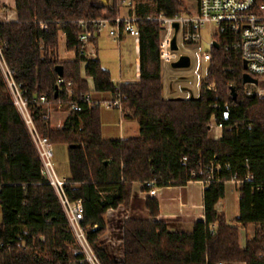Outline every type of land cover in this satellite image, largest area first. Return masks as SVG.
I'll use <instances>...</instances> for the list:
<instances>
[{
  "label": "trees",
  "instance_id": "16d2710c",
  "mask_svg": "<svg viewBox=\"0 0 264 264\" xmlns=\"http://www.w3.org/2000/svg\"><path fill=\"white\" fill-rule=\"evenodd\" d=\"M119 4L114 0L113 17L119 14ZM104 9L110 11L92 0H16V19L0 23V42L8 45L7 64L26 96L63 100L68 109L66 88L71 82L73 100L81 104L61 129L43 119L41 104L31 105V112L42 135L53 145L68 146L69 194L83 200V225L93 250L103 264H264V97L247 95L243 59L223 45L211 46L199 96L165 98L161 23L153 18L190 13L184 0H153L136 6L140 79L116 84L99 59L79 51L83 33L79 22L100 18ZM40 22L47 23L46 30ZM63 41L65 51L75 52L74 59L62 57ZM58 65L64 67L63 77L55 69ZM212 83L215 91L207 89ZM116 93L122 114L139 120V136L103 138L101 107L95 103ZM86 95L93 103L80 101ZM214 104L223 109L227 105L229 115L223 117ZM214 115L223 123L221 139L211 135ZM0 132V264H89L76 251V238L54 189L41 174L36 147L1 75ZM212 160L222 167L204 192L205 219L196 221L190 232L169 231L166 221L158 218L159 202L145 183L154 180L162 188L204 180ZM248 173L251 178L245 180ZM234 175L243 181L236 187L239 217L232 223L218 206ZM137 185L146 193L150 216L124 222V257L112 259L100 244L107 212L129 206ZM252 225L258 229L250 237L244 229Z\"/></svg>",
  "mask_w": 264,
  "mask_h": 264
},
{
  "label": "built area",
  "instance_id": "2783aa9c",
  "mask_svg": "<svg viewBox=\"0 0 264 264\" xmlns=\"http://www.w3.org/2000/svg\"><path fill=\"white\" fill-rule=\"evenodd\" d=\"M92 4L98 6L93 0ZM107 7H109L108 3L104 8ZM112 8L109 9L108 13H105L104 9L102 16L98 19L81 20L79 22L83 28V33L80 36L81 44L79 51L85 57L91 58L93 40L96 39L98 33L101 31H108L117 41L121 40L123 35L140 37V30L137 25L139 18L113 17ZM153 19L162 22L159 55L163 70L168 68L174 69L172 63L177 61L183 54L181 53L183 41L200 43L203 29L209 26L211 46H214V42H217L219 47L223 45L225 50L237 54L243 61H247L245 72L257 80L256 83L245 84L247 95L256 94L264 97V0H198V12L195 15L168 17L161 13L160 17ZM175 23L179 24V31L177 33L179 50H173L172 48V41L176 34ZM40 27L42 30H46L47 23L40 22ZM41 43L43 44V41ZM7 46V43L0 42V75L5 80L12 97V104L16 107L25 122L33 144L36 147L41 160V174L45 182L54 189L85 261L89 264H103L93 250L87 236V228L83 225L85 214L83 200L81 198H71L67 180L60 177L55 168L53 162V144L49 137L39 132L32 117L31 105L35 103L43 106V119L47 122L52 119L54 104L58 108H62L66 106V103L63 100L52 102L45 95L29 99L25 94L23 84L14 78L12 70L7 64L5 58ZM201 58L203 61H210L212 54L210 52H203ZM62 82L63 79L60 78L59 84ZM207 89L215 91L216 85L212 83ZM66 94L70 101L71 110L80 111L82 108L80 102L73 100L74 89L71 82L68 83ZM80 101L93 103L89 95L82 96ZM95 105L107 109H119L121 112L123 110L119 93H116L109 100L96 102ZM211 106L221 110L223 117L229 115V107L227 105L224 109L219 104ZM213 128L223 130V123L217 120L216 115L212 117ZM226 166L229 168L228 164ZM221 167L220 163L212 160L205 167L207 177L198 182L206 187L216 179V172ZM250 178L251 174L248 173L245 180H249ZM242 181L238 179L237 175H234L227 183L232 184V192H236V187ZM145 186L150 188L149 194L151 196L157 194L158 187H156L154 180L146 182ZM261 190H264V187ZM96 227L95 225L93 228ZM211 227L214 228L215 224H212ZM262 229L264 230V225Z\"/></svg>",
  "mask_w": 264,
  "mask_h": 264
},
{
  "label": "crops",
  "instance_id": "0c3cea01",
  "mask_svg": "<svg viewBox=\"0 0 264 264\" xmlns=\"http://www.w3.org/2000/svg\"><path fill=\"white\" fill-rule=\"evenodd\" d=\"M114 5V0H108V8L111 9ZM136 4L134 0H120L119 4V18L138 17L136 12ZM0 7L4 11L15 9L16 0H0ZM196 8L198 12V0H196ZM16 13V12H15ZM114 43L119 50L118 53V80L114 81L115 71H113V65L108 56V48L101 47V44ZM62 57L65 60H72L76 54L74 51H65L64 41L62 42ZM93 53L92 59H99L104 69L110 72L112 80L116 84L138 82L140 79V39L139 37L131 35H123L121 40L117 41L115 37L111 36L108 31H101L98 33L95 41L92 44ZM186 70H181L179 73H184ZM167 71L162 69L163 74V93L165 98L171 97H190L182 95L179 92L178 85L175 82H171L168 79ZM194 97H198L199 94H192ZM56 109V116L52 121L51 126L57 129H61L69 121L71 117V108L64 110L57 109V105L54 104ZM110 109V114L114 115L116 112ZM118 115V113H117ZM119 117V116H118ZM118 123L117 135H108L106 130L102 128V135L105 140H120L128 137H137L140 135V123L138 119H130L120 114V120ZM79 126H83V122H79ZM106 135L104 136V134ZM211 135L215 139H221L223 130L212 129ZM68 176L62 177L67 179ZM229 186V195L238 199L236 192H232V184L227 183ZM205 185L198 181H191L185 185L179 186H166L157 188V194L154 197L159 202L160 215L158 218L166 221L167 229L171 232L185 231L190 232L193 230L194 224L198 220L205 219V205H204V192ZM146 193L142 190L141 185H137L134 189L132 202L129 206H120L116 209H110L106 215L107 228L104 235L100 238V244L105 248L109 257L116 260H121L124 257L123 247V227L124 222L130 217H149V210L145 204ZM221 204V203H220ZM218 206L219 210L224 211L221 206ZM225 213V212H224ZM228 219V218H227ZM229 221V219H228ZM230 222V221H229ZM254 236V235H253ZM250 236V237H253ZM231 264H243V263H231Z\"/></svg>",
  "mask_w": 264,
  "mask_h": 264
},
{
  "label": "rangeland",
  "instance_id": "374dc122",
  "mask_svg": "<svg viewBox=\"0 0 264 264\" xmlns=\"http://www.w3.org/2000/svg\"><path fill=\"white\" fill-rule=\"evenodd\" d=\"M149 1L153 3V0H134L136 5L140 3H148ZM184 1L186 3L190 15L197 14L196 0H184ZM15 12H16L15 9L4 11V9L0 7V21L3 22L7 20L9 21L15 20L16 19ZM157 17H160V15ZM158 22H160L162 25L161 21ZM210 43H211L210 27L207 26L202 31V40L200 43H191L186 41L182 42L181 53L188 54L192 57L193 63L191 68L184 71V73H179L181 72V70L178 69H171V68L166 69L168 79H170L171 82H175L176 85H178L179 92H181L182 95H186V93L188 94V96L192 94H200L201 81L203 80L204 76L207 73L208 64H209L208 61L202 60L201 54L203 52H210L211 50ZM100 46L108 48L109 50L108 56L106 58L112 62L114 68L113 71H115L114 81H117L119 79L118 78L119 67H117L118 64L117 57L119 50L116 48L117 45H115L114 43L111 44L104 43L101 44ZM64 108L65 106L62 108L57 107V109L59 110H64ZM109 110L110 109H107L105 107H101L100 109L102 128L103 130H106L108 132V135L114 136L117 135L118 133L117 122L120 120V114L122 115V112L119 109H113L112 111L116 112V114L112 115L110 114ZM55 116H56V109L54 108L52 111V119L50 120V123L54 121ZM105 135L106 133L104 134V136ZM53 152H54L53 162L59 176L60 177L69 176L70 169H69L68 146L63 144H54ZM220 206L224 210L229 221L235 223L237 218L239 217L238 199L236 196L234 198L230 197L229 186L226 187V195L225 198L222 200ZM1 219H2V212L0 206V222ZM257 229L258 228L256 226L252 225L246 227L244 231L247 233L248 236H253L256 233ZM76 251L80 252L79 247L76 248ZM225 264H231V263H225Z\"/></svg>",
  "mask_w": 264,
  "mask_h": 264
},
{
  "label": "water",
  "instance_id": "95a60500",
  "mask_svg": "<svg viewBox=\"0 0 264 264\" xmlns=\"http://www.w3.org/2000/svg\"><path fill=\"white\" fill-rule=\"evenodd\" d=\"M94 3L100 7H104L107 3H108V0H93ZM174 27L176 29V34L173 38V41H172V48L173 50H179V46L177 44V33L179 31V24L178 23H175L174 24ZM214 46L219 48V45L217 42H214ZM192 63H193V60H192V57L188 54H182L179 59L175 62L172 63V67L174 69H178V70H187V69H190L191 66H192ZM243 64H244V69L246 70L247 69V61L244 60L243 61ZM56 71L58 73V75L60 77H63L64 76V67L62 65H58L56 66ZM243 82L244 84L246 83H256L257 80L252 78L248 73H244L243 76ZM58 90L59 88L57 87L56 88V93H55V97L57 98L58 96ZM232 92L234 93V98L236 97V93H235V89L232 87ZM182 97H178V99H181ZM190 98H195L194 95H191Z\"/></svg>",
  "mask_w": 264,
  "mask_h": 264
}]
</instances>
